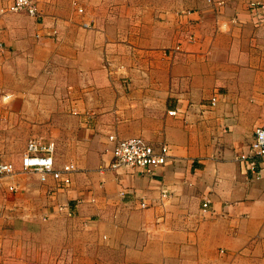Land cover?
<instances>
[{"label": "crops", "instance_id": "obj_1", "mask_svg": "<svg viewBox=\"0 0 264 264\" xmlns=\"http://www.w3.org/2000/svg\"><path fill=\"white\" fill-rule=\"evenodd\" d=\"M249 1L0 0V264H264V156L237 159L264 120ZM110 134L169 157L108 168ZM33 138L68 186L20 170Z\"/></svg>", "mask_w": 264, "mask_h": 264}, {"label": "built area", "instance_id": "obj_2", "mask_svg": "<svg viewBox=\"0 0 264 264\" xmlns=\"http://www.w3.org/2000/svg\"><path fill=\"white\" fill-rule=\"evenodd\" d=\"M36 2L37 0H12L7 8L13 12L24 11L34 16L38 14ZM247 9L256 26L264 24V2L249 1ZM211 104H215L214 97L211 99ZM108 139L112 142V159L108 164V168L111 169L124 166L143 174H150L155 167L165 164L169 157L170 148L166 143L154 145L141 136L119 138L115 134H110ZM54 151L53 142H43L35 138L28 140L21 156L20 170L35 173L42 181L51 176L54 180L60 181V184L68 186L69 175L75 170V165L69 162L63 164L61 168H55ZM263 156L264 120L254 127L246 152H241L237 159L252 168L255 158ZM15 172L12 163H0L1 175L8 176ZM9 189H13V186L10 185ZM141 205L144 206V202H141ZM202 206L206 208L207 202H203Z\"/></svg>", "mask_w": 264, "mask_h": 264}, {"label": "rangeland", "instance_id": "obj_3", "mask_svg": "<svg viewBox=\"0 0 264 264\" xmlns=\"http://www.w3.org/2000/svg\"><path fill=\"white\" fill-rule=\"evenodd\" d=\"M2 93V90H0V94ZM3 93H5V91H3ZM8 99H6L5 101H3L1 107H2V113H0V119H2L1 117L5 114V111L8 110V107H4V105L8 102ZM1 163V162H0Z\"/></svg>", "mask_w": 264, "mask_h": 264}]
</instances>
